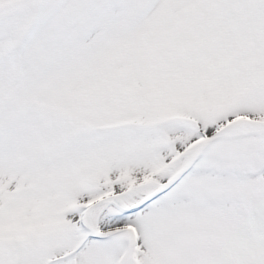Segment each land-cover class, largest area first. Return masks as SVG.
I'll return each instance as SVG.
<instances>
[{"label": "snow or ice", "instance_id": "obj_1", "mask_svg": "<svg viewBox=\"0 0 264 264\" xmlns=\"http://www.w3.org/2000/svg\"><path fill=\"white\" fill-rule=\"evenodd\" d=\"M0 264H264V0H0Z\"/></svg>", "mask_w": 264, "mask_h": 264}]
</instances>
